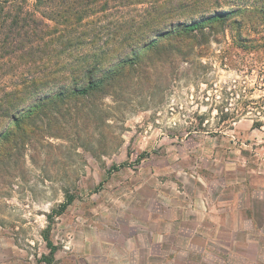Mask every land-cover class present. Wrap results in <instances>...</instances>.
I'll use <instances>...</instances> for the list:
<instances>
[{"label": "rangeland", "instance_id": "rangeland-1", "mask_svg": "<svg viewBox=\"0 0 264 264\" xmlns=\"http://www.w3.org/2000/svg\"><path fill=\"white\" fill-rule=\"evenodd\" d=\"M220 9L235 12L189 59L153 50L90 105L50 103L31 139L2 143L0 264H264V0ZM110 38L69 48L41 92L85 84L86 48H104L106 66L132 54L119 40L104 47ZM227 202L244 206L240 220Z\"/></svg>", "mask_w": 264, "mask_h": 264}, {"label": "trees", "instance_id": "trees-1", "mask_svg": "<svg viewBox=\"0 0 264 264\" xmlns=\"http://www.w3.org/2000/svg\"><path fill=\"white\" fill-rule=\"evenodd\" d=\"M241 1L0 0V122L8 123L0 131V148L15 136L31 139L37 133V128H32L36 123L33 121L45 115L50 103L58 104L67 96L78 95L79 101H89L90 105L115 72L136 65L153 50H169L182 60L189 59L193 45L206 34V28L211 30L235 12L220 8L224 4L241 5ZM131 3L147 6L142 14L133 16L121 8ZM115 7L121 8L123 14L109 19L116 16ZM102 19L108 20L106 25ZM111 24H115L112 29ZM105 35L112 38L103 42L104 47L119 40L120 45L131 48L132 54L106 66L101 64L108 54L104 48L101 53L86 48L79 56L85 84L60 86L53 95L41 92V84L47 82L49 73L66 65L63 57L69 48L96 45ZM7 72H14L12 78L8 79ZM73 201L69 197L58 214ZM45 233L51 256L44 255L43 260L51 262L57 246L49 238L48 230Z\"/></svg>", "mask_w": 264, "mask_h": 264}, {"label": "crops", "instance_id": "crops-1", "mask_svg": "<svg viewBox=\"0 0 264 264\" xmlns=\"http://www.w3.org/2000/svg\"><path fill=\"white\" fill-rule=\"evenodd\" d=\"M224 205H228V206H226L223 210L225 211L224 213L226 214L228 211V209H229V215H233L234 213H237V215H238V220H240L241 219V217H239V215H241V213L243 212V210H244V206L242 207V208H240V209H238V208H235L234 210L232 209V206H230V204H229V202H227V203H224ZM204 209H205V211H198L200 214H202V215H206V214H208V213H206V212H208V207H207V205L205 204V206H204ZM196 210L197 209H195L194 211L196 212ZM198 212H196V213H198ZM205 217H207V216H205ZM218 222V221H217ZM218 225L220 226V223L218 222Z\"/></svg>", "mask_w": 264, "mask_h": 264}]
</instances>
